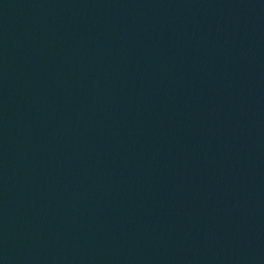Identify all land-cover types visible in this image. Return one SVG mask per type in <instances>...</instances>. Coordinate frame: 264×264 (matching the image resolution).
Here are the masks:
<instances>
[{
	"label": "water",
	"instance_id": "1",
	"mask_svg": "<svg viewBox=\"0 0 264 264\" xmlns=\"http://www.w3.org/2000/svg\"><path fill=\"white\" fill-rule=\"evenodd\" d=\"M0 264H264V0H0Z\"/></svg>",
	"mask_w": 264,
	"mask_h": 264
}]
</instances>
